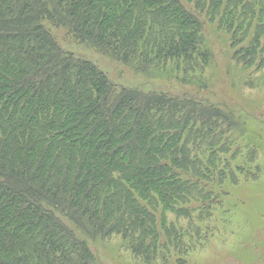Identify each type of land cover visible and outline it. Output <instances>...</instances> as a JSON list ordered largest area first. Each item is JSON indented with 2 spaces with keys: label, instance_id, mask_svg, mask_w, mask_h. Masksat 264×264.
I'll use <instances>...</instances> for the list:
<instances>
[{
  "label": "trees",
  "instance_id": "obj_1",
  "mask_svg": "<svg viewBox=\"0 0 264 264\" xmlns=\"http://www.w3.org/2000/svg\"><path fill=\"white\" fill-rule=\"evenodd\" d=\"M206 23L264 75V0H0V264H97L65 220L184 264L233 190L261 180L246 117L119 86L50 30L201 93Z\"/></svg>",
  "mask_w": 264,
  "mask_h": 264
},
{
  "label": "rangeland",
  "instance_id": "obj_2",
  "mask_svg": "<svg viewBox=\"0 0 264 264\" xmlns=\"http://www.w3.org/2000/svg\"><path fill=\"white\" fill-rule=\"evenodd\" d=\"M50 30L63 50L77 58L90 60L119 86L153 88L176 95L189 93L246 117L247 138L259 148L261 180L233 190L229 208L218 209L205 239L183 259L184 264H264L263 73L246 72L234 63L230 37L221 32L217 24L206 23L203 31L211 60L204 74L207 88L201 93L175 78L153 72L145 75L89 45H80L64 28ZM65 222L78 237L87 241L97 264H149L133 256L120 237L103 238L85 232L67 220ZM174 259L169 256L165 261L151 264H179Z\"/></svg>",
  "mask_w": 264,
  "mask_h": 264
}]
</instances>
